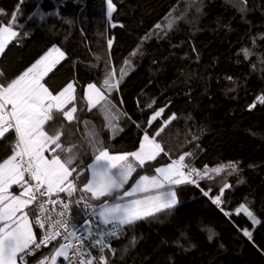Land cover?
<instances>
[{
    "label": "trees",
    "instance_id": "trees-1",
    "mask_svg": "<svg viewBox=\"0 0 264 264\" xmlns=\"http://www.w3.org/2000/svg\"><path fill=\"white\" fill-rule=\"evenodd\" d=\"M112 3L107 16V0H0V27L18 31L0 57V83L6 86L53 46L65 53L44 84L56 94L73 82L68 108L77 111L72 121L58 113L45 130H60L62 145H75L78 190L69 200L78 224L90 212L74 201L83 196L100 203L79 191L89 179L96 142L112 153L133 152L147 133L163 148L136 167L125 190L181 156L196 170L199 183L178 186L175 206L125 226L110 249H94L92 264H104L101 256L107 264H264V103L257 100L264 95V0ZM172 13L179 17L175 26L155 34ZM105 79L118 86L108 91ZM91 83L106 95L93 109L85 96ZM161 109L162 117L150 123ZM14 140V131L0 139V162L11 155ZM241 204L259 223L237 213ZM57 248L35 260L50 258Z\"/></svg>",
    "mask_w": 264,
    "mask_h": 264
},
{
    "label": "snow or ice",
    "instance_id": "snow-or-ice-1",
    "mask_svg": "<svg viewBox=\"0 0 264 264\" xmlns=\"http://www.w3.org/2000/svg\"><path fill=\"white\" fill-rule=\"evenodd\" d=\"M107 3L108 15L111 16L115 5L112 0H107ZM12 21L15 22V15L12 16ZM17 35L12 26L0 27V53L4 52L9 41ZM111 43L110 40L109 45ZM64 57L65 53L53 46L25 71L11 79L6 86L0 83V138H5V134L10 130L15 133V140L9 146L11 155L0 162V225H2L0 226V264H17L18 256L23 261V255L33 253L42 244L47 245L61 235V232L55 230L57 226L65 230L68 227L67 222L62 219L52 221L53 231H46L37 241L32 221L24 211L29 205L36 203L40 214L43 215L47 211L46 205L57 203V200L51 198L53 194L67 193L71 197L78 190L75 181L79 180V173L73 176V173L77 171V158L72 154L75 145L68 147L62 145L60 141L63 132L60 130L54 135H49L45 131V125L54 121V111H60L68 121L74 120V113L77 111L75 106L64 111L65 106L75 100L74 83H68L54 95L41 82ZM123 74L122 71L121 75ZM2 77L3 72H0V78ZM103 86L111 91L113 87L118 86V82L113 85L105 79ZM88 90L87 98L92 107L105 99L104 93L95 84H89ZM257 100L264 103V95ZM250 107H255V104ZM162 111L163 109L156 112L152 119H156ZM89 135L92 140H95L94 132H90ZM96 144L99 146L97 147ZM96 144L93 145V151L96 153L93 163L87 166L91 170V176L86 179L79 191L90 193L89 199L100 201V203L91 204L83 196L74 203L83 204L85 209H92V213L103 224H113L118 228L120 225L131 224L151 216L154 212L171 208L177 203L176 193L159 190L165 185L184 183L191 176V172L186 174L183 171L184 156H181L178 161H173L166 167L156 168V175L152 177L139 176V179L125 190V185L136 171L134 164L143 168L146 161L155 160L163 148L154 138L150 139L147 133L135 152L111 154L107 148L103 147L102 142H96ZM45 152L52 154L51 159L45 155ZM61 153L64 154L63 159H61ZM129 158H132V162H129ZM230 166L234 167V165ZM222 167L214 171H220ZM70 177L72 179H69ZM191 183L196 181L191 180ZM13 185L21 189L19 195H12L9 192ZM137 194H141L139 198L125 199L136 197ZM45 197L47 199H43ZM59 203L63 211L57 215L64 217L70 214V204L73 201L64 203L60 200ZM215 203H221L220 196L215 198ZM236 211L237 213L246 212L256 223H259L244 204H241ZM50 219V216L41 219V216L37 215L35 223L40 228H44L45 221ZM85 223L90 225L91 219H86ZM109 234L114 235L115 229ZM244 234L251 238V233L247 230H244ZM68 235L75 236V231ZM68 235L65 239H68ZM212 235L214 233L209 235V239ZM95 243L101 244L102 241L97 240ZM72 247V244H60L55 254L51 256L52 264H55L57 257L67 259L68 249ZM102 251L103 248H101ZM48 259L45 257L38 264H46ZM93 259L95 258L88 259L82 264H92ZM100 260L107 264L105 257L101 256Z\"/></svg>",
    "mask_w": 264,
    "mask_h": 264
},
{
    "label": "built area",
    "instance_id": "built-area-1",
    "mask_svg": "<svg viewBox=\"0 0 264 264\" xmlns=\"http://www.w3.org/2000/svg\"><path fill=\"white\" fill-rule=\"evenodd\" d=\"M178 161V160H174ZM183 171L188 174L191 172V176L189 177V183L193 185H197L199 183V180L195 177L194 173L189 170L186 166L183 168ZM27 178V177H26ZM191 180H195L196 183H191ZM205 196H208L207 192L204 193ZM54 200H57V203L55 205L48 204L46 205L47 211L41 215L38 209V206L36 203H33V206L35 208V218L37 215L41 216V219H44L46 216H50V220L45 221V227L40 228L35 223L34 218V226L37 233V241H39L44 233L46 231L50 232L53 231L52 228V221L62 219L65 222H67V229L60 228L59 226L56 227V231L61 232V235L56 238V240L51 241L47 245H41L39 249H36L33 253H30L28 255H23V261L19 258V264H38L39 261L35 260V257L45 251L47 248L58 244V247L60 244H72L73 247L68 249V258L65 259L64 257H57L55 264H82V262L92 259L93 251L94 249L101 251V248H103V251H107L110 249L113 239L123 230V226H119L118 228L115 227L113 224H103L100 221L96 219L94 214L92 213V209L89 208L90 217L88 219H91V224H87L83 222L82 224H78L76 222V216L73 212L71 205L70 209L71 212L68 215H65L64 217H60L57 214L61 211H63L62 205L59 203L60 200H63L64 203H68L69 196L67 193H59V194H53L51 197ZM47 199V197L43 198ZM93 204V203H91ZM220 207V205H218ZM99 224V227L97 225ZM115 229V234H109L113 232ZM75 231V236L68 235L69 233H72ZM89 232L91 234H89ZM68 235V239H65V236ZM97 240L102 241L101 244H96L95 242ZM55 254V253H54ZM53 254V255H54ZM46 264H52L51 257L46 261Z\"/></svg>",
    "mask_w": 264,
    "mask_h": 264
},
{
    "label": "crops",
    "instance_id": "crops-1",
    "mask_svg": "<svg viewBox=\"0 0 264 264\" xmlns=\"http://www.w3.org/2000/svg\"><path fill=\"white\" fill-rule=\"evenodd\" d=\"M4 26H6V25H3V26H1V27H4ZM14 30V29H13ZM14 31H16V30H14ZM17 33H18V31H16ZM17 37V36H16ZM16 37L15 38H13L11 41H9V43H8V45L11 43V42H13L15 39H16ZM7 45V46H8ZM6 49V48H5ZM52 49V48H51ZM5 51V50H4ZM46 54V53H45ZM44 54V55H45ZM1 55H2V53H0V57H1ZM43 55V56H44ZM65 58V57H64ZM64 59H62V60H60L59 61V63L61 62V61H63ZM59 63H57L56 65H55V67L59 64ZM54 67V68H55ZM53 68V69H54ZM52 69V70H53ZM50 73V72H49ZM48 73V74H49ZM46 77V76H45ZM45 77H44V79H45ZM44 79L41 81L43 84H44ZM73 83V82H72ZM91 84H94V83H91ZM89 85V84H88ZM88 85H87V87H86V89H85V96H86V99H87V103H88V106H89V109H93V108H96L97 106L99 107V105H101V104H103L105 101H106V95H104L105 96V99L104 100H102L99 104H97L95 107H92L91 105H90V102H89V100H88V98H87V94H88ZM96 85V84H95ZM46 86V85H45ZM47 87V86H46ZM96 87L97 88H99L97 85H96ZM48 88V87H47ZM74 88H75V92H74V95L76 94V86H75V84H74ZM49 89V88H48ZM100 89V88H99ZM101 90V89H100ZM50 91V90H49ZM102 91V90H101ZM103 92V91H102ZM104 93V92H103ZM54 94V93H53ZM105 94V93H104ZM55 95V94H54ZM74 101H72L71 103H69L68 105H66L65 106V108H64V111H67V110H69L70 108H68L72 103H73ZM58 113H60V111H54V117L58 114ZM75 114H76V112L74 113V117H75ZM66 118V117H65ZM46 126V125H45ZM10 131H12V130H10ZM46 131V130H45ZM150 139H151V137H149ZM142 141H143V139H142ZM139 149V148H138ZM137 149V150H138ZM137 150H135V151H137ZM58 152H59V150H57ZM135 151H133V152H135ZM110 152V151H109ZM111 154H117V153H112V152H110ZM162 153H163V151L162 152H160V154L156 157V158H158L159 156H161L162 155ZM45 155L49 158V159H51V153H48V152H45ZM61 159H63V156H62V154H61ZM153 161V160H152ZM129 162H132V158H129ZM147 162H150V161H146V163ZM173 162V161H172ZM172 162H170V163H168V164H166V165H163V166H160V167H158V168H161V167H166L167 165H169V164H172ZM93 163V160H92V162L90 163V164H92ZM145 163V164H146ZM89 164V165H90ZM134 167H136V165L134 164ZM134 174V173H133ZM132 174V175H133ZM156 175V174H155ZM90 176H91V170L89 169V178H90ZM142 176H148V175H142ZM154 176V175H153ZM148 177H152V176H148ZM70 179V178H69ZM139 179V178H138ZM129 182V181H128ZM185 183H189V179L187 180V181H185L184 183H181V184H175V185H165V187L163 188V189H160L159 191H162V192H168V191H174L175 193H176V188L178 187V186H180V185H183V184H185ZM126 186V185H125ZM129 188V187H128ZM20 191H21V189L18 187V186H16V185H13L10 189H9V192L12 194V195H19L20 194ZM153 194H155V193H153ZM91 195V194H90ZM140 195L141 194H137V196L136 197H126L125 199L127 200V199H132V198H139L140 197ZM176 197H177V195H176ZM177 199V198H176ZM177 204V203H176ZM175 204V205H176ZM175 205H173V206H175ZM172 206V207H173ZM169 210V208H166V209H162L161 211H164V210ZM24 211L25 212H27V214H28V216H29V219H30V221H32V228H33V232L35 233V235H36V237H37V233H36V229H35V226H34V218H35V208H34V206H33V204L32 205H29L27 208H25L24 209ZM156 213H158V212H154L152 215H154V214H156ZM19 215V214H18ZM94 216L96 217V215L94 214ZM149 217V216H148ZM96 219L98 220V221H100L97 217H96ZM143 219V218H142ZM139 220H141V219H139ZM136 221H138V220H136ZM136 221H134V222H136ZM133 222V223H134ZM132 224V223H131ZM127 225H129L130 226V224H125V225H121V226H123V227H125V226H127ZM0 226H2V225H0ZM19 256H18V258H17V264H19Z\"/></svg>",
    "mask_w": 264,
    "mask_h": 264
},
{
    "label": "rangeland",
    "instance_id": "rangeland-1",
    "mask_svg": "<svg viewBox=\"0 0 264 264\" xmlns=\"http://www.w3.org/2000/svg\"><path fill=\"white\" fill-rule=\"evenodd\" d=\"M107 16H109L108 15V7H107ZM178 16H176V14L175 13H172L171 15H169V16H167L164 20H163V22H162V24L160 23L159 24V27L157 26V29H156V32H155V34H164V33H166L168 30H170L172 27H173V25L175 26V24L178 22ZM169 25H171V27H169ZM152 34H154V31H152L150 34H148L147 36H153ZM56 47H58V46H56ZM59 48V47H58ZM61 50V49H60ZM62 51V50H61ZM107 107L108 106H106L105 108L107 109ZM160 111V110H159ZM158 111V112H159ZM164 111V110H163ZM163 111L160 113V115L158 116V117H156V119H152V117L156 114H153L152 116H151V119H149L150 120V123H153L154 121H156L157 120V118H160V117H162V114H163ZM171 118L168 120V121H166L165 120V122H164V126L166 127L167 126V124H169L170 122H171ZM1 139V138H0ZM137 167V166H136ZM253 219V218H252ZM255 220L257 221V219L255 218ZM254 221V220H253ZM255 222V221H254ZM256 223V222H255ZM257 224V223H256Z\"/></svg>",
    "mask_w": 264,
    "mask_h": 264
}]
</instances>
